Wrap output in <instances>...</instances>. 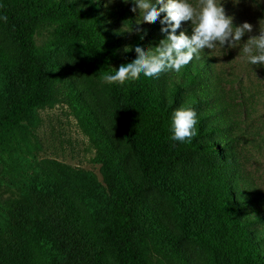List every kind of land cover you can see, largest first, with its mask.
<instances>
[{
	"label": "trees",
	"instance_id": "obj_1",
	"mask_svg": "<svg viewBox=\"0 0 264 264\" xmlns=\"http://www.w3.org/2000/svg\"><path fill=\"white\" fill-rule=\"evenodd\" d=\"M84 1L0 0V17H8L7 23L0 19V30L12 46L8 57L0 50V76L8 88L0 105V159L22 158L24 124L36 110L54 104L57 79L74 77L61 68L60 49L101 67L104 77L131 62L134 50L109 67L118 62L116 42L109 39L98 1ZM42 29L50 30V38L37 47ZM144 40L138 35L133 49ZM178 76L170 81L162 73L141 74L122 85H105L117 126L102 113L109 126L101 129L103 140L122 148L132 171L123 163L122 184L110 198L102 196L100 227L89 221L60 177L45 171L28 176L17 161L8 173L17 197L0 206V264H149L148 246L157 241L171 246L185 264L196 255L192 244L207 249L211 264H264V247L253 229L263 217L251 215L263 201L233 160L235 122L223 101L220 75L201 53ZM185 93L190 96L183 101ZM182 106L197 113L198 134L191 143L170 140L172 113ZM189 157L205 163L206 178L186 174L181 182L172 177L175 165ZM154 190L174 202L176 219L151 205Z\"/></svg>",
	"mask_w": 264,
	"mask_h": 264
},
{
	"label": "rangeland",
	"instance_id": "obj_2",
	"mask_svg": "<svg viewBox=\"0 0 264 264\" xmlns=\"http://www.w3.org/2000/svg\"><path fill=\"white\" fill-rule=\"evenodd\" d=\"M97 1L98 13L104 17L105 29L109 33L110 41L116 42L119 56L118 62L109 67L113 68L126 57L127 53L123 52V48L126 45H134V40L138 37L137 27L146 33L145 40L140 45L144 49L155 47L160 40L166 38V33L160 32L163 27L160 24L163 13L155 23L137 25L140 22L139 12L133 13L130 10L134 6L131 0L128 3L122 0H113L112 3H108V0ZM85 2L81 0V3ZM187 2L198 8V0ZM222 2L226 14L234 17L235 26L245 22L253 25V32L245 34L241 38V44L248 40L249 35H258V31H264V3L253 7L251 0ZM120 14L125 18H121ZM191 26L190 21L182 22L176 34L179 35L180 31L191 34ZM49 38L50 30H40L36 37L37 47L46 46ZM0 43L1 52L8 57L12 46L1 30ZM202 53L213 60L215 71L219 73L222 88L226 93L223 101L228 103L229 112L234 116L236 140L233 160L238 165L242 179L256 191L253 195L257 193L264 204V67L250 65L247 55L242 51V45L228 49L227 46L221 48L217 44L215 48L204 49ZM56 56L61 68L71 70L74 77L57 79L53 86L54 104L36 110L24 124L23 135L26 144L22 148V158L17 161L28 176L45 171L60 177L67 183L71 196L82 207L89 221L100 227L103 221L99 206L103 200L102 196L110 198L119 181L122 184L123 163L129 170L132 171V168H129L127 160L123 157V150L116 142L115 147L111 148L103 140L106 134L101 129L109 126L102 118V113H108L110 125L117 126L114 111L106 96L107 82L103 69L71 50L60 49ZM135 58L136 53L129 56L131 61ZM63 71L58 73H64ZM162 74L166 80H179L175 71H165ZM7 92L5 81L0 76V105ZM189 96L190 93H185L183 101L188 100ZM117 152L120 156L116 155ZM17 161H10L7 157L0 159V206L17 197L18 190L8 186L14 181L8 173H13V168L18 166ZM208 173L209 169L200 158L189 157L175 165L172 177L183 182L186 174L206 178ZM148 201L152 206H157L158 211L164 209L170 221L177 218L174 202L168 196L154 190ZM263 204L253 206L256 212L251 213L252 216L263 217V224H256L253 228L261 247H264ZM171 230L177 232L175 227H171ZM190 249L192 253H196L191 260L192 264H211L207 249L195 244H192ZM147 258L149 264H185L171 246L161 241H157L155 245L149 244Z\"/></svg>",
	"mask_w": 264,
	"mask_h": 264
},
{
	"label": "clouds",
	"instance_id": "obj_3",
	"mask_svg": "<svg viewBox=\"0 0 264 264\" xmlns=\"http://www.w3.org/2000/svg\"><path fill=\"white\" fill-rule=\"evenodd\" d=\"M113 0H108L112 3ZM128 3L129 0H122ZM239 2V0H238ZM237 2V3H238ZM134 5L130 10L139 12L140 23H155L160 19L162 34L166 38L159 41L155 47L144 49L136 46L123 48L124 53L135 51L136 58L130 63L121 64L113 74H106L104 79L109 84H123L128 79H138L141 74L152 78L165 71L179 73L194 58L199 60L204 49H213L217 44L221 48L227 46L234 49L242 45V51L248 57L250 65L264 67V31H258V35H249L248 40L241 44V38L245 34L253 32V25L245 22L235 26L234 17L227 15L222 0H198V8L193 7L187 0H131ZM253 7H258L264 0H251ZM5 23L7 16L0 17ZM191 22V35L181 28L182 22ZM136 33L143 40V30L136 28ZM254 74V73H253ZM197 113L192 108L180 107L172 113L170 140L173 142L191 143L197 136ZM243 201L245 197L240 196Z\"/></svg>",
	"mask_w": 264,
	"mask_h": 264
}]
</instances>
